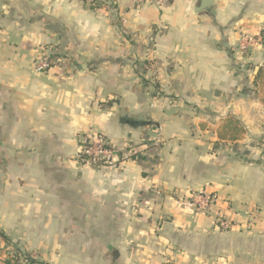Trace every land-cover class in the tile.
<instances>
[{"label": "crops", "instance_id": "0c3cea01", "mask_svg": "<svg viewBox=\"0 0 264 264\" xmlns=\"http://www.w3.org/2000/svg\"><path fill=\"white\" fill-rule=\"evenodd\" d=\"M214 1L198 11L200 0H0L1 257L264 264L253 86L264 46L239 50L245 35L259 41L264 0ZM44 56L55 64L38 73ZM227 116L245 127L242 141L218 140ZM90 130L109 140L115 168L78 161ZM200 191L221 200L190 213L181 203ZM219 213L229 231L216 228Z\"/></svg>", "mask_w": 264, "mask_h": 264}, {"label": "built area", "instance_id": "2783aa9c", "mask_svg": "<svg viewBox=\"0 0 264 264\" xmlns=\"http://www.w3.org/2000/svg\"><path fill=\"white\" fill-rule=\"evenodd\" d=\"M87 7L100 6L104 3V0H83ZM137 6L151 3L157 6H161V0H129ZM260 42L251 38L247 35L242 37L241 43L239 45V50L248 54L255 45V43ZM54 61L50 56H44L35 61V70L38 73H45L49 71L54 65ZM149 68V65L146 66ZM78 161L88 167L95 168L97 170L115 168L119 162L118 155L116 151L111 146L109 140L102 134L96 131H88L80 138L79 151L77 155ZM220 196L216 192L200 191L193 193L189 199L183 201L181 204L190 213H208L211 212L214 207L220 202ZM216 228L220 231H229L232 225L225 216L221 213L217 214L215 217ZM0 262H3L2 257H0Z\"/></svg>", "mask_w": 264, "mask_h": 264}, {"label": "trees", "instance_id": "16d2710c", "mask_svg": "<svg viewBox=\"0 0 264 264\" xmlns=\"http://www.w3.org/2000/svg\"><path fill=\"white\" fill-rule=\"evenodd\" d=\"M91 9H97L98 6H91ZM260 42L264 46V26L260 32ZM254 92L259 98L261 104L264 107V62L259 67L254 78ZM246 129L243 124L232 116H227L222 119L218 128L216 129V135L220 142L224 143H237L242 141L246 136ZM132 148V147H131ZM135 157V156H133ZM0 236H3L0 233ZM4 264H46L40 259L36 258L30 253L22 252L19 249H13L6 252L3 259ZM163 264H175L173 262H166Z\"/></svg>", "mask_w": 264, "mask_h": 264}, {"label": "water", "instance_id": "95a60500", "mask_svg": "<svg viewBox=\"0 0 264 264\" xmlns=\"http://www.w3.org/2000/svg\"><path fill=\"white\" fill-rule=\"evenodd\" d=\"M201 1V4L198 8V11H201V10H206L208 9L209 7H211L213 4H214V0H200Z\"/></svg>", "mask_w": 264, "mask_h": 264}, {"label": "rangeland", "instance_id": "374dc122", "mask_svg": "<svg viewBox=\"0 0 264 264\" xmlns=\"http://www.w3.org/2000/svg\"><path fill=\"white\" fill-rule=\"evenodd\" d=\"M0 257H1V256H0ZM3 258H5V257L2 256V259H3Z\"/></svg>", "mask_w": 264, "mask_h": 264}]
</instances>
